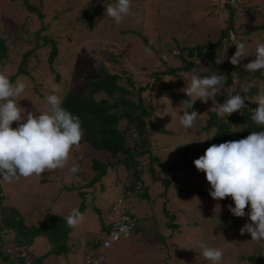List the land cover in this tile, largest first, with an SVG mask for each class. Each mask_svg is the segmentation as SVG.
<instances>
[{
	"label": "rangeland",
	"instance_id": "rangeland-1",
	"mask_svg": "<svg viewBox=\"0 0 264 264\" xmlns=\"http://www.w3.org/2000/svg\"><path fill=\"white\" fill-rule=\"evenodd\" d=\"M33 1L38 5L39 3L44 4V9H42L44 18L39 19L34 16L27 20L28 31H26L20 24L29 12L22 6V0H0V36L12 49L9 62L7 61L4 67L7 71H0L7 75L15 70L22 52V48L18 47L30 46L21 40L33 37L35 30L40 29V21L44 24L49 23L47 25V28L50 26L49 33L61 35L57 40L58 54L52 63L54 69L63 76L57 85L54 80L55 73H52L47 65L35 68V80L32 82H29L28 78H17L26 85L25 92L18 98V104L26 112H33L35 115L47 111L46 97L49 95L60 97L61 91L67 88V84L74 83L75 89L84 90L83 74L95 78L100 76L99 60H103L105 64L118 72L119 83L122 87L126 86L130 74L131 79L135 81V88L151 82L152 78L150 79L149 74L164 69V66L159 56L144 44L139 33L143 34L154 47L164 43L173 49L171 54H164L165 57L162 55V58L166 59L167 65L177 67L184 63L178 57V50L174 48L182 44L196 45L216 40L220 30L227 25L226 20L228 14L230 15L227 7H220L219 2L218 9L211 0H131L129 15L121 23L115 24L105 14L107 6L114 4L115 0H92L96 3L94 8L96 17L94 16L93 20H97V24L96 28H89V25L83 22L84 20L80 22L76 19L86 3L90 4L91 0ZM241 1L246 9L240 6V11L232 14L236 23L234 30L237 32V42L244 43L245 51L252 54L258 44L264 43V0ZM100 6L103 8L99 9ZM238 20L241 21L244 29H248L247 33L238 26ZM14 31H18L19 37L15 36ZM231 48V53H233L230 57L235 53L236 46L233 44ZM100 49H109L108 57L115 55L119 63L114 64L108 58L99 57ZM223 57L224 52L221 51V57L217 56V58ZM251 59L254 57L249 55L235 66L230 62L225 63L224 60L220 67L223 68L230 64L233 69L231 73L234 76L236 71L244 70L243 65ZM199 63L205 64L202 60ZM262 73L263 79L249 80L247 83L234 76L232 84L224 85L221 93H225L227 97L232 94L243 96L242 89H247V85L257 86L260 90L264 89V70ZM193 75L197 74L187 71L182 73L183 81H178L173 74H163L161 79L162 82L169 83L177 93H183L180 89L190 82ZM221 77L226 79L224 75ZM157 86L155 92L157 96L153 98L152 116L155 128L150 132L148 137L150 143L148 144L153 155L175 165V168H169L170 177L175 178L177 185L185 192L178 193L169 190L165 197L157 196L156 193L162 194L164 187L154 182L150 172L146 170L147 155L139 156V159H136V163L139 164L137 169L140 167L143 169L140 174L145 175L144 180L148 186L149 196L141 199L128 196L126 199L128 211L139 219L138 226L130 237L115 242L107 251L108 264H211L202 256L201 242L207 247L222 250V264H264V247L252 240L250 233L245 232L243 235L240 233V229L250 222L248 216L235 217L229 212L228 205L231 204L234 207L231 197L219 201L212 199L209 195L210 185L205 174L198 171L193 163L194 160L203 156L207 149L206 144L209 139L206 138L211 134H207L201 127L208 117L207 110L211 109L213 103L219 104L218 101L215 97L213 102L209 100L206 104L197 100L189 112L194 110L199 115L191 129H184L179 125V117L183 115L180 104L185 99L172 104L170 94L161 87L160 83ZM165 95L171 102L160 100ZM125 124V119H121L118 123L119 129L124 130ZM12 127L16 128L17 123L13 122ZM124 131L126 145H133V134L127 130ZM190 141L193 142L175 147ZM74 148L63 169L46 171L41 176L32 175L11 183L1 182L3 188L10 193L7 203H15L14 205L24 217L26 224H39L42 220V212L48 206L55 209L57 205L58 211L65 209L64 212L70 214L71 210L78 208L83 201L84 209L81 213L84 214L85 219L73 228L75 233H71L76 237L75 246L78 248H73L67 254H50L43 259V264H83L84 253L89 246H85L84 238L95 234L88 231V226L99 217L93 215L94 211L101 213L103 217V207L105 209L116 198L117 191L123 186L122 182L128 183L133 178L131 169L136 170V167L128 169L120 165L116 170L108 172L103 180L96 182L95 187H86V193L76 196V190L72 189L74 186L68 188L73 174L69 169L78 165L79 172L85 175L84 184L88 186L90 165L83 157L84 150L82 148L74 150ZM187 150L188 154H186ZM101 154H104V159L115 160L107 153ZM155 170L159 175L161 168L156 167ZM40 179H46L48 182H40ZM150 184L153 186L150 187ZM163 201L167 202L168 212L174 213L173 221L170 215L162 212ZM249 208L250 206L246 207V213ZM31 210L34 212L29 215ZM177 216L180 217L181 223H183L182 220H186L189 227L181 225ZM169 222H178V230L172 232L174 226L170 227ZM96 233H99L98 236L101 235L102 238L107 237L100 231ZM3 239L5 241L0 243V246H5L10 242L8 236ZM94 239L95 235L92 240ZM40 248L41 250L33 246L32 252L42 254L49 248V245L46 247L42 245ZM250 254L257 259V263L247 258Z\"/></svg>",
	"mask_w": 264,
	"mask_h": 264
},
{
	"label": "trees",
	"instance_id": "trees-1",
	"mask_svg": "<svg viewBox=\"0 0 264 264\" xmlns=\"http://www.w3.org/2000/svg\"><path fill=\"white\" fill-rule=\"evenodd\" d=\"M22 6L29 12V15L25 17V20L21 22L20 26L24 30L28 31L27 20L34 16L39 19L44 18V11L42 10L44 9V4L39 3L38 5L34 3L33 0H22ZM95 6L96 3L92 0L90 1V4L86 3V6H84L83 11L80 16H77L78 19L76 20L80 22L84 20L83 22L85 24L87 23L89 28H96L97 20H93L95 16ZM240 6L244 7L243 1L241 0H236L233 5L229 4L227 6L228 13L230 11V15L228 14L226 20L227 25L220 30L219 37L216 40L196 45L182 44L179 47L174 48V50H178V57L181 58L184 63L181 66L172 67L167 65L165 60H162L161 56L168 53L171 54L173 49L169 48L164 43L154 47L143 34L139 33V36L143 39L144 44L151 48L152 51L159 56L161 64L164 66V69L154 71L149 74L150 79L152 78V80L151 82H147L146 85H138L135 88V81L131 79L132 75L130 74L128 81L126 82V86L122 87L119 83L120 76L118 72H116L114 68L105 64L103 60H99L100 76L95 78L87 74H83V80L85 83L84 90L79 91L75 89L73 87L74 83L67 84V88L64 91H61L62 95L60 98L62 100V107L80 118L83 136L79 147L83 148V157L90 165V179L88 186L84 184L86 180L84 178L85 175L82 172L78 171L77 173L72 174L70 178V182L72 180L71 186L75 187H72V189H75L77 192L76 196L86 193V187H95L96 182L103 180V177H105L108 172L116 170L117 167L122 165L128 169L136 167V170L131 169V175L133 178L128 183L122 182L123 186L120 189H130L131 194L129 196H136V199L148 198V186L144 180L145 175L140 174L143 169H141V167L140 169H137V165L139 166V164L136 163V159L138 160L139 156L144 155H147L148 158L146 170L150 172L154 182L158 183L159 186L163 185L164 187L162 194L159 195L160 193H156L157 196L165 197L167 191L169 190L178 193L185 192L179 185H177L175 178L170 177L169 168L173 169L175 168V165L162 161L161 158L153 155L152 151H150L148 144L150 141L148 137L150 136V132L154 131L155 128V122L152 120L154 112L153 98L157 96L155 92L158 87L157 85L160 83L162 85L161 87H163V89H165L172 97V104H175L180 99H188L184 93H177L169 83L162 82L161 76L163 74H173L177 77L178 81H183L182 73L187 71L191 74H197L199 77L212 75L221 77V75H224V77H226V79H224L226 81L225 85L227 86L232 84L233 79L235 78L234 76H236L240 81L243 80L246 83L249 82V80L263 79L262 70L251 73L244 70L236 71V74L233 76L231 73L233 69L230 64H226L227 66L222 68L220 67V64L215 63L217 56L221 57V51L224 52V54L226 52L227 58H230V55L233 53H231V45L228 47V45L232 42L229 37L230 31L234 32L237 38V32L234 30L236 23L232 14L235 11L239 12ZM102 8V6L99 7V9ZM243 9L246 8L244 7ZM48 24L49 23L44 24L40 21V29L35 30V35L31 38H23V40H21L30 46L18 47L19 49L22 48L18 64L16 65L14 71L7 73L6 75L13 84L19 77L28 78L29 82L34 81L36 72L35 68H41L45 65L48 66L52 73H55L54 80L56 85L63 78V76L58 73V70L54 69L52 64L58 54L57 40L61 35L49 33L48 31H50V26L47 28ZM238 26L244 29L241 21L239 20ZM244 30L246 32L248 29ZM45 31L47 33H45ZM13 33L16 34L15 36L19 37L18 31H14ZM106 46L113 47L108 45ZM11 50L12 49L8 47L6 40L0 36L1 71H7L4 67L9 60V56H11ZM109 54V49H100L98 56L108 58L111 63L118 64L119 60L116 56L111 55L108 57ZM227 58L225 59V63H229ZM201 60H204L205 64L199 63ZM251 60H249V62ZM1 73L4 74L3 72ZM161 87H159V89ZM247 89L248 91L243 93V96L246 99L245 104L247 105V108L241 110L242 114L241 112L237 114L233 113L230 116L221 119L211 109L207 110L206 113L208 117L201 128L207 134L210 133V136H214L208 140L206 148L210 147L212 144L218 145L226 141L246 138L251 132L264 131V126L256 125L251 120L252 112L250 111V109L258 107V105L253 104L249 99L254 98L260 91V88L257 86L247 85ZM227 96L228 95L225 93H218L215 96V99L219 104H222L229 98ZM121 119H125L126 121L124 130L133 134L134 143L131 146L126 145L125 131L123 129L120 130L118 127V123ZM101 153H107L110 158H114L115 160L104 159V154ZM186 154H188V150ZM156 167L161 168L159 175H157V171L155 170ZM39 181L48 182L46 179H40ZM137 182L138 185L136 186ZM69 186L70 185H68V188H70ZM151 186L153 185L150 184V187ZM153 189L154 187L152 190ZM119 191L120 190L117 191L116 197L118 196ZM9 195L10 193L3 188L0 182V243H3L5 241L3 238L8 236L9 240L14 245L21 248L35 246L41 250L40 246L45 245L46 247L49 245V248H47V250L42 254H34L32 252L33 258L31 260V264H43V259L50 254H67L72 251L73 248H78L75 246V244H77L76 237L71 235V233L73 234L75 232L73 228H69L66 224L65 217L69 214L63 216L62 214H59V212L54 211L51 206H48L44 210L46 213L42 212V220H40L39 224H26L24 217L20 215V212L14 205L15 203H7ZM8 201L10 200L8 199ZM166 203V201H163L161 210L164 214L170 215V218L173 221L174 213L168 212ZM83 205L82 201L77 208L80 212L84 209ZM32 212L34 211L31 210L28 214L31 215ZM127 212H129L128 209ZM93 215H98L99 219L102 218L101 213L97 211H94ZM132 216L136 217L135 227L132 229L131 233L127 236L121 237L120 239L130 237L138 226V217L135 214H132ZM178 220L181 225H184V227H189L186 220H182L183 223H181L180 217ZM188 221H190V219ZM179 223L169 222L170 227L174 226L172 227V232L178 230ZM100 224L101 226L99 231L106 235L104 232L108 228V220L102 219ZM10 230H12V234H9ZM92 237L94 238V236ZM169 237H171V235H169ZM38 238H41V240ZM100 242V236H97L94 240L85 239V246L89 245V247H97ZM86 254L87 252L84 253V257ZM13 258L14 255L12 253H6L5 248L0 246L1 262L7 263L13 260ZM247 258L250 261L257 263V259H255L253 254H250ZM15 259L18 264H25V260L20 256H16Z\"/></svg>",
	"mask_w": 264,
	"mask_h": 264
},
{
	"label": "clouds",
	"instance_id": "clouds-1",
	"mask_svg": "<svg viewBox=\"0 0 264 264\" xmlns=\"http://www.w3.org/2000/svg\"><path fill=\"white\" fill-rule=\"evenodd\" d=\"M211 1L214 5H219V0ZM130 11L131 0H115L114 4L107 6L105 14L113 23L119 24ZM230 38L232 43L228 47L234 44L235 53L227 58L225 52L223 58L215 59L216 64L223 63L227 58L235 66L251 55L254 59L243 65L244 71L251 73L264 70V43L258 44L254 53L249 54L245 51V44L238 43L234 34L230 33ZM162 60L166 61L163 58ZM225 83L224 78L217 75L203 78L193 75L190 82L180 89L189 99L181 101L183 115L179 117V125L184 129H191L199 114L189 110L193 109L197 100L205 104L209 100L213 102L214 97L222 92ZM25 87L21 80L17 79L13 84L6 75L0 73V182L11 183L32 175L41 176L46 171L63 169L71 150L79 147L83 136L79 116L62 107V100L57 95L46 97L47 111L39 115L21 108L18 98L25 92ZM242 91L247 92L248 89L244 88ZM160 100L171 102L166 95ZM245 100L240 94H232L222 104L213 103L211 110L221 119L237 111L242 114L241 110L247 108ZM251 101L258 105L257 108L250 109L251 120L256 125L264 126V89ZM13 122L17 123L16 128L12 127ZM191 142L193 141L175 147ZM193 163L198 171L205 174L212 199L219 201L231 197L234 207L229 204V212L235 217L248 216L250 222L240 229V233H250L251 239L264 247V131L251 132L243 139L212 144L205 150L204 155ZM69 171L75 174L79 171V166L74 165ZM108 206L105 208L107 213L104 218L107 220ZM247 206L250 208L246 213ZM84 219V214L77 208H73L65 217L69 228L77 227ZM7 245L3 246L5 252ZM97 247L90 246L86 252ZM110 248L105 251V264H108L107 251ZM200 248L202 256L211 264H222L221 249L207 247L203 242Z\"/></svg>",
	"mask_w": 264,
	"mask_h": 264
},
{
	"label": "built area",
	"instance_id": "built-area-1",
	"mask_svg": "<svg viewBox=\"0 0 264 264\" xmlns=\"http://www.w3.org/2000/svg\"><path fill=\"white\" fill-rule=\"evenodd\" d=\"M219 2L220 7H225L229 4L233 5L236 0H219ZM230 33L234 34L232 31H230ZM130 194V189H122L117 198L109 204L107 210L109 214L107 224L108 228L104 232L107 237L101 239L100 245L97 248L93 250L90 249L87 252L86 256L84 257V264H105L106 249L110 248L112 243L117 242L121 237L127 236L129 233H131L132 229L135 227L136 217L127 212L126 206V198ZM9 234H12V230H10ZM6 253H12L14 255L13 260L7 263L0 261V264H18L15 259L16 256L23 258L25 260V264H31L32 246L21 248L11 242L6 247Z\"/></svg>",
	"mask_w": 264,
	"mask_h": 264
},
{
	"label": "crops",
	"instance_id": "crops-1",
	"mask_svg": "<svg viewBox=\"0 0 264 264\" xmlns=\"http://www.w3.org/2000/svg\"><path fill=\"white\" fill-rule=\"evenodd\" d=\"M212 2H213V1H212ZM251 2H252V1H251ZM213 3H214V2H213ZM216 3H217V2H216ZM214 6L217 7L218 4H217V5L215 4ZM217 8H218V7H217ZM218 9H219V8H218ZM79 148H82V147H76L75 150H76V149H79ZM82 150H83V148H82ZM69 185L71 186V185H72V182H70ZM71 196H72V195H71ZM76 200H77V199H76ZM106 207H107V206H106ZM52 209H53V208H52ZM53 210L56 211V212H59V214H62L63 216L66 215V213L64 212L65 209H61V210L58 211V209H57V205H55V209H53ZM91 213H92V212H91ZM106 213H107V212H106V210H105L104 207H103V215H102L103 217H102L101 219H99V218L96 219V218H95V221L91 222V223L89 224V226H88V231L91 232V233L94 232L96 235H95V234H92V235H90V236H88L87 238H84V239L90 240V238H91V240H92V236H94V235H95V239H96V237H97L98 234H99V233H96V232L100 230V226H101L100 222H101L102 219L105 218ZM92 214H93V213H92ZM92 227H95L96 229H94V228H92ZM86 233H87V232H86ZM100 236H101V235H100ZM39 240H41V238H40ZM39 240H38V241H39ZM88 248H89V246H88ZM88 248H86V249H88ZM85 252H86V251H85Z\"/></svg>",
	"mask_w": 264,
	"mask_h": 264
}]
</instances>
